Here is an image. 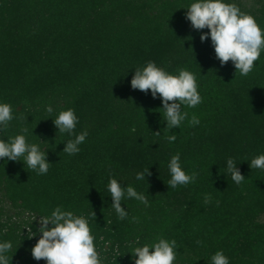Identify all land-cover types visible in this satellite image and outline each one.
Masks as SVG:
<instances>
[{
	"label": "trees",
	"instance_id": "trees-1",
	"mask_svg": "<svg viewBox=\"0 0 264 264\" xmlns=\"http://www.w3.org/2000/svg\"><path fill=\"white\" fill-rule=\"evenodd\" d=\"M194 2L0 0V104L13 116L0 125V140L24 135L49 162L37 174L23 157L0 159V243L12 244L9 264H47L31 250L42 238L41 217L57 207L88 221L100 264H134L136 247L160 239L176 241L173 264H212L218 251L229 264H264V169L250 167L264 154V49L247 76L231 60L222 65L210 29L186 18ZM224 2L264 31V0ZM149 62L196 77L201 102L181 105L187 117L177 127L167 128L162 97L131 87ZM69 109L77 117L72 135L54 124ZM82 132L80 151L64 153ZM177 154L196 178L171 189L168 165ZM229 158L245 177L239 185L227 173ZM112 178L125 189L124 219L111 207ZM127 186L149 203L128 198ZM29 229L37 233L31 239Z\"/></svg>",
	"mask_w": 264,
	"mask_h": 264
},
{
	"label": "clouds",
	"instance_id": "clouds-1",
	"mask_svg": "<svg viewBox=\"0 0 264 264\" xmlns=\"http://www.w3.org/2000/svg\"><path fill=\"white\" fill-rule=\"evenodd\" d=\"M187 9L186 18L191 21L195 29H210L215 53L221 64L226 65L231 60L237 72L242 76H247L252 71L254 62L260 58L261 49H264V31L255 18L242 13L235 4L226 3L224 0H198ZM208 35H201V41H206ZM131 87L145 93L151 90L154 98L157 95L162 97V115L167 121V128L179 126L181 121L187 117L186 112L181 114V105L194 108L201 102L196 77L193 73L181 69L179 75H172L157 67L154 62H149L143 69H136L131 80ZM47 111L51 113L52 107L49 106ZM12 119L11 106L0 104V125L6 128ZM76 123L77 117L72 109L61 111L54 119L59 132L70 135L73 134ZM190 123L196 125L199 124V120L193 116ZM22 131L27 132L28 130L23 128ZM132 131H135V128ZM87 135V132H82L76 135L74 140L67 141L63 152L69 155L78 153L80 151L78 145L85 141ZM175 139V135L168 137L169 142ZM20 157L24 158L23 161L28 169L38 170L37 174H46L49 170L46 155L39 150L37 145H28L24 135H17L11 138L10 142L0 140V159L8 158L17 161ZM179 161L180 157L177 154L171 158L168 165L171 179L167 184L171 189L178 185H187L196 178V173L191 176L187 175L182 170ZM250 167L264 169V154L253 158ZM227 173H231V179L237 185L245 179L231 158L227 160ZM147 175H151L149 170L147 173H137L136 179H146ZM108 190L114 201L111 207L115 209L120 219H124L127 212L121 206V202L125 197V189L115 178H112L109 181ZM126 195L145 205L149 203L146 196L138 193L132 186H127ZM210 200L209 195L204 197L205 204H208ZM40 224L42 227L39 232L42 233V238L31 250L36 260L44 259L47 264H100L94 237L85 218L75 216L71 211H62L60 207H57L51 216H42ZM49 224L53 227L49 228ZM35 235L37 233L29 229V239ZM175 246V240L169 242L160 239L152 246L136 247L132 252L134 264H173L176 258ZM11 248L10 242L0 243V264H9L4 253ZM211 259L212 264H229L228 258L222 251L216 252Z\"/></svg>",
	"mask_w": 264,
	"mask_h": 264
},
{
	"label": "rangeland",
	"instance_id": "rangeland-1",
	"mask_svg": "<svg viewBox=\"0 0 264 264\" xmlns=\"http://www.w3.org/2000/svg\"><path fill=\"white\" fill-rule=\"evenodd\" d=\"M251 0H247V2H250Z\"/></svg>",
	"mask_w": 264,
	"mask_h": 264
}]
</instances>
